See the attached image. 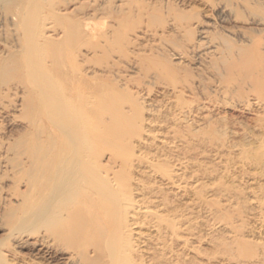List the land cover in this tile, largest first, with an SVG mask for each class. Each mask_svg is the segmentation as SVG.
Listing matches in <instances>:
<instances>
[{"label":"bare ground","instance_id":"obj_1","mask_svg":"<svg viewBox=\"0 0 264 264\" xmlns=\"http://www.w3.org/2000/svg\"><path fill=\"white\" fill-rule=\"evenodd\" d=\"M92 1L98 0H0V232L17 246L60 252L68 264H185L184 252L174 246L181 243L185 251L189 241L163 215L171 206L166 201L158 206L154 188L133 176L136 167L152 164L136 153L151 139V113L114 80H105L114 65L105 56L120 45L118 52L149 77L174 76L177 96L190 91L193 78L165 59L155 65L158 57L140 47L120 49L135 45L128 38L111 43L98 33L104 44L95 42ZM151 2L140 4L150 21L161 8ZM104 10L101 2L94 7ZM119 13L122 8L109 14ZM177 14L175 28L192 35L188 17ZM200 34L207 38L205 30ZM229 52L210 58L226 93L239 86L235 75L249 61L241 49L239 59ZM262 65L251 68L250 86L257 94ZM187 113L178 114L185 119ZM164 177L171 188V177ZM0 264H9L1 254Z\"/></svg>","mask_w":264,"mask_h":264},{"label":"rangeland","instance_id":"obj_2","mask_svg":"<svg viewBox=\"0 0 264 264\" xmlns=\"http://www.w3.org/2000/svg\"><path fill=\"white\" fill-rule=\"evenodd\" d=\"M107 1H92L88 8L97 15L95 42L104 44L98 33L106 34L110 42L128 38L135 45L120 49L129 52L140 47L142 53L158 57L155 65L165 59L188 69L193 78L190 91L177 96L174 76L171 80L149 77L118 52L120 45L111 47L112 53L105 56L114 64L105 80H114L144 113H151V139L136 153L152 164L136 167L133 176L143 177L142 183L154 188L158 206L164 201L171 206V213L163 215L190 245L184 251L181 243L175 244L174 250L182 256L184 252L185 264H264V79L260 94L250 86L252 65L264 66V0ZM150 1L161 7L151 21L140 7ZM100 2L104 12H94ZM115 8H122L118 18L109 14ZM177 13L188 17L185 21L191 24L192 35L175 28ZM201 30L206 31V39L201 38ZM197 42L202 46L193 50ZM239 49L249 61L235 75L239 86L226 93L210 68V58L232 51L239 59ZM180 110L188 112L185 119L178 114ZM165 175L174 182L171 188ZM11 239L0 232V254L9 264H68L60 252L49 255L17 246ZM170 264L182 263L172 260Z\"/></svg>","mask_w":264,"mask_h":264}]
</instances>
